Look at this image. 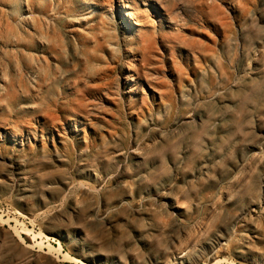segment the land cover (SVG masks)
Returning a JSON list of instances; mask_svg holds the SVG:
<instances>
[{"label": "rangeland", "instance_id": "rangeland-1", "mask_svg": "<svg viewBox=\"0 0 264 264\" xmlns=\"http://www.w3.org/2000/svg\"><path fill=\"white\" fill-rule=\"evenodd\" d=\"M62 239L264 264V0H0V264Z\"/></svg>", "mask_w": 264, "mask_h": 264}, {"label": "crops", "instance_id": "crops-1", "mask_svg": "<svg viewBox=\"0 0 264 264\" xmlns=\"http://www.w3.org/2000/svg\"><path fill=\"white\" fill-rule=\"evenodd\" d=\"M61 244H62V249H63L64 253H66L69 256L79 260L80 262H83L84 264H99L96 259L86 258V257H83L82 255L78 254V252L74 248L68 249L67 243L65 240L62 239ZM49 257H50V258H48L49 264H75V263H72L68 260L57 259L52 255H50Z\"/></svg>", "mask_w": 264, "mask_h": 264}, {"label": "bare ground", "instance_id": "bare-ground-1", "mask_svg": "<svg viewBox=\"0 0 264 264\" xmlns=\"http://www.w3.org/2000/svg\"><path fill=\"white\" fill-rule=\"evenodd\" d=\"M175 1L176 0H165V5H166V7L168 8V9H172L174 6H175ZM141 43V42H140ZM147 46H148V44H145V45H143V43H141L140 44V46H139V49H141V50H144L145 48H147ZM137 49V48H136ZM46 56V55H45ZM3 58V57H2ZM4 61V60H3ZM6 66V65H5ZM4 66V67H5ZM68 67V66H67ZM8 68V67H7ZM6 72H7V70H6ZM5 75V74H4ZM3 75V76H4ZM6 76V75H5ZM110 76V75H109ZM131 81V80H130ZM83 83V82H82ZM44 84V83H43ZM96 85V84H95ZM90 87V86H89ZM89 89V88H88ZM61 91V90H60ZM73 94V93H72ZM63 98V97H62ZM64 101V100H63ZM54 108V107H53ZM47 111V110H46ZM6 134H7V132H6ZM7 138V137H6ZM23 139V138H22ZM9 140V139H8ZM17 143V142H16ZM24 146V145H23ZM61 251V250H60Z\"/></svg>", "mask_w": 264, "mask_h": 264}]
</instances>
